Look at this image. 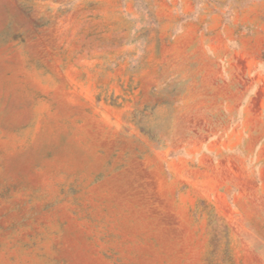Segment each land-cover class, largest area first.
<instances>
[{
	"label": "rangeland",
	"instance_id": "1",
	"mask_svg": "<svg viewBox=\"0 0 264 264\" xmlns=\"http://www.w3.org/2000/svg\"><path fill=\"white\" fill-rule=\"evenodd\" d=\"M259 134L264 0H0V264H264Z\"/></svg>",
	"mask_w": 264,
	"mask_h": 264
},
{
	"label": "crops",
	"instance_id": "2",
	"mask_svg": "<svg viewBox=\"0 0 264 264\" xmlns=\"http://www.w3.org/2000/svg\"><path fill=\"white\" fill-rule=\"evenodd\" d=\"M228 52H229L228 50L220 51L218 49H215L214 50V55L210 56V59H211L210 62H211L212 67H214V64L215 65H217V64L219 65L220 64V60L223 61L227 57ZM214 72L216 73V71H214ZM236 89L239 91L240 88L237 87ZM238 96H239V93H238ZM238 104L239 103L236 101V108H239ZM258 139L260 141L262 140L261 149H260V153H262L264 151V135L259 134L258 135Z\"/></svg>",
	"mask_w": 264,
	"mask_h": 264
}]
</instances>
